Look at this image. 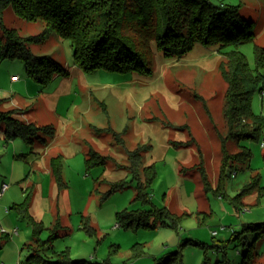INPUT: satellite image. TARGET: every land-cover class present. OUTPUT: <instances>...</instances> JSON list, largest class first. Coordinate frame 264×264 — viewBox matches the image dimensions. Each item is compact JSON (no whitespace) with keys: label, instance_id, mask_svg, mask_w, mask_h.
<instances>
[{"label":"rangeland","instance_id":"374dc122","mask_svg":"<svg viewBox=\"0 0 264 264\" xmlns=\"http://www.w3.org/2000/svg\"><path fill=\"white\" fill-rule=\"evenodd\" d=\"M211 1L239 5L241 15L253 22L254 39L238 48L256 71L254 45L264 46V0ZM3 23L23 36L39 34L44 28L42 21L21 18L11 5L4 11ZM3 35L0 22V92L4 91L0 110L13 108L18 96L14 103L3 98L15 90L29 94L31 107L19 109L17 116L26 113L38 120V126L50 124L55 135L47 144L42 142L47 136L44 130L33 142L21 136L6 140L0 125V187L6 182L11 188L4 198L0 196V228L11 233L19 230V235L0 239V264H27L33 226L14 206L28 193H32L31 214L44 224L41 238L55 234L54 249L68 248L74 260L154 264L155 258L179 251L184 264H223V259L232 264H264V228L234 235L247 223L264 222V199L257 203V193L252 191L240 194L255 172L264 185V127L258 140L241 141L252 157L239 163L236 171L227 169L221 195L206 192L201 178L203 164L216 187L224 161L221 137L227 134L223 108L228 85L220 69L225 55L216 46L196 44L181 58L154 49L150 76L104 69L85 73L74 64L71 42L52 33L30 47L37 55L54 57L68 74L43 85L28 75L23 60L2 55ZM13 75L20 78L13 80ZM252 107L264 115V91L253 94ZM109 126L123 133L124 144L112 132L96 130ZM139 145L146 146L141 180L149 165L155 164L157 171L144 199L136 198L139 178L128 168V151ZM90 146L109 157L104 166L87 168ZM228 148L231 153L238 151L235 141H229ZM58 154H63L62 175L67 183L63 188L56 180L50 182L47 169L51 157ZM122 180L124 188L105 194L111 184ZM240 198L242 205L232 200ZM126 208H165L178 218L175 226L168 219L156 228L126 229L116 218ZM86 220L95 227L93 234L83 227Z\"/></svg>","mask_w":264,"mask_h":264},{"label":"trees","instance_id":"16d2710c","mask_svg":"<svg viewBox=\"0 0 264 264\" xmlns=\"http://www.w3.org/2000/svg\"><path fill=\"white\" fill-rule=\"evenodd\" d=\"M10 5L21 18L42 21L43 31L23 36L15 28L7 27L3 23V16ZM0 22L5 38L2 55L23 60L28 75L43 85L60 75L68 74V70L54 57L37 55L30 47L31 43L42 42L52 33H58L71 42L74 64L85 73L104 69L150 76L154 65V49L162 51L167 57L181 58L196 44L216 46L225 55L220 69L228 85L223 108L227 134L221 137L224 161L216 187L212 186L204 165H200L205 191L214 190L221 195L227 169L236 171L239 163L245 164L251 159V149L241 141L249 138L258 140L264 127V115L255 112L252 107L253 94L259 90L264 91V46L254 45L255 71L250 68L245 54L238 48L241 43L254 39L253 22L241 15L239 5L217 4L211 0H0ZM102 105L108 113L106 104ZM20 112L17 108L0 110V125H4L6 140L21 136L33 142L39 131L44 130L47 136L42 138V142L47 144L55 135V128L50 124L38 126L35 122L25 121L17 116ZM96 130L112 132L117 141L124 144L123 133L112 126L96 127ZM229 141L236 142L237 152L231 153ZM144 148L145 145H139L128 151V168L139 178L137 199L146 197L148 187L157 174L155 164H151L146 167L144 180H141L139 168L143 163ZM108 158L90 146L85 162L90 169L104 166ZM51 166L59 187H66L67 183L62 175L63 156H54ZM260 181L261 174L255 172L240 194L256 192V202H261L264 199V185ZM125 185L123 180L113 183L105 194L109 195ZM31 196L32 193L26 194L24 201L14 206L33 226L34 242L27 244L30 251L27 264H89L84 259L74 260L69 255L68 248L54 249L51 238L55 234H51L48 239L41 238L44 224L30 212ZM235 199L232 200L243 204L242 198ZM116 218L119 226L139 230L142 227L163 226L168 219L175 226L178 217L165 208H126L117 212ZM54 227H57V223ZM83 227L88 233L95 232V227L89 220H86ZM261 228H264V222L247 223L234 235L243 236L246 231H258ZM6 235H2L0 239ZM222 262L232 264L228 259H223ZM154 264L184 263L180 252L176 251L155 258Z\"/></svg>","mask_w":264,"mask_h":264},{"label":"crops","instance_id":"0c3cea01","mask_svg":"<svg viewBox=\"0 0 264 264\" xmlns=\"http://www.w3.org/2000/svg\"><path fill=\"white\" fill-rule=\"evenodd\" d=\"M14 77H18V78L14 79ZM19 78H20L19 75L18 76L17 75H13L12 76V79L13 80H18ZM13 80H12V82H13L12 88L15 87V82ZM3 93H4V91H1L0 92V95H3ZM16 95L18 96L17 97L18 100H17V102H15V104H13V108H11V109H15V108L24 109L25 107H31V106H29V105L32 104L31 96L29 94H22L21 92H18V90H15L13 93L8 94V96H5L3 99H11L10 101H13V103H14V100L16 99ZM0 99H2L1 96H0ZM24 115H25L24 117L23 116L21 117L20 115L19 116L21 117V119H23L25 121H32V122H35L36 124H39L38 120H36L35 118H28L26 116L27 115L26 113ZM83 141L86 142L85 139ZM61 155L63 156V154H61ZM53 157L54 156H52L51 159H50V164L49 165L47 164V169L49 171L48 173L50 174V180H51L50 182L51 183H53V181H55V177L53 176L52 166H51V160H52ZM10 189L11 188L9 187L6 190V192L2 195L3 198L6 196V194L9 192ZM3 198L0 199V202H3ZM12 199H15V198L14 197L10 198L5 204L6 205H9V203H11ZM15 235H19V233L18 234H15Z\"/></svg>","mask_w":264,"mask_h":264},{"label":"built area","instance_id":"2783aa9c","mask_svg":"<svg viewBox=\"0 0 264 264\" xmlns=\"http://www.w3.org/2000/svg\"><path fill=\"white\" fill-rule=\"evenodd\" d=\"M16 78H18V77H14V79H16ZM264 144V142L262 143V145ZM9 184L8 183H6V182H4L3 184H2V186L0 187V196H2L5 192H6V190L9 188ZM0 232L1 233H3V234H12V235H15V234H18V228H15L14 230H13V232L11 233V232H7L4 228H0ZM18 264H20V263H18Z\"/></svg>","mask_w":264,"mask_h":264}]
</instances>
